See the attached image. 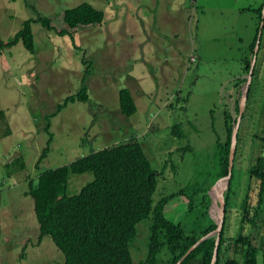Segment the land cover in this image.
Listing matches in <instances>:
<instances>
[{"label":"rangeland","instance_id":"374dc122","mask_svg":"<svg viewBox=\"0 0 264 264\" xmlns=\"http://www.w3.org/2000/svg\"><path fill=\"white\" fill-rule=\"evenodd\" d=\"M83 4L103 11L105 22L79 29L74 43L61 35L69 30L65 13ZM263 6L264 0H0L3 41L39 16L54 28L32 24L36 54L20 42L0 57L5 113L0 118V264H64L52 239L40 242L34 201L27 195L31 181L131 138L142 141L153 168L162 174L155 199L185 191L190 184L200 189L199 197L202 189L211 188L209 213L220 223L221 196L229 186L214 185L218 142L227 140L224 114L238 118L237 102L245 101L247 85L236 84L249 78L245 63L253 58ZM261 44L253 60L258 66L251 106L258 114L264 113V34ZM85 86L91 101L59 112ZM125 88L138 106L131 117L120 111L119 93ZM258 119L248 135L264 132V117L260 128ZM48 146L50 152L39 163ZM186 148L190 151L181 153ZM263 150L260 141L244 137L233 198L238 207L248 192V170ZM20 160L25 167L18 165ZM91 180V175L73 176L69 193L76 194ZM257 185L252 182L253 188ZM188 202L186 196L173 201L167 217L183 222ZM148 224L139 225L134 249L145 247ZM251 229L246 223L244 232ZM134 256L138 264L142 256L137 250Z\"/></svg>","mask_w":264,"mask_h":264},{"label":"trees","instance_id":"16d2710c","mask_svg":"<svg viewBox=\"0 0 264 264\" xmlns=\"http://www.w3.org/2000/svg\"><path fill=\"white\" fill-rule=\"evenodd\" d=\"M263 9L264 6L260 11L258 35L252 47L253 58L245 63V73L248 76L260 38ZM104 22L103 11L90 4H83L66 11L65 23L69 30L63 31L61 35H68L75 43V35L79 29L101 26ZM33 23H42L48 30L54 29L51 21L41 16L37 20L26 22L24 28L10 41L5 42L0 37V57L20 42L24 43L28 52L36 54ZM261 47L262 44L260 50ZM257 66L258 64L255 65L247 107L238 134L232 180L224 193V228L220 235L211 237L199 245L182 264H264V150L248 170L249 187L244 201L238 207L233 200L239 173L237 160L244 137L249 136L260 141L264 148V132L257 131L259 133L248 135V130L253 126L252 122L259 118L257 123L260 128L264 117L263 112L255 113L251 107ZM243 83L247 85L248 77L240 80L236 87H241ZM119 98L120 111L125 117L134 116L138 112L137 103L129 89H122ZM89 101L90 89L85 86L79 93L66 99L64 104L59 106V112L69 104ZM237 106L238 118L235 119L229 112L224 114L227 140L218 142V174L214 185L227 179L230 174L232 140L241 108L239 101ZM4 117L5 113L0 104V118ZM50 120L51 118H48L49 122ZM50 127L51 125L47 128L48 133ZM175 134L180 138L184 136L182 133ZM49 146L44 150L39 163L50 152ZM187 151L190 149H181V153ZM20 162L16 164L25 167L24 162ZM87 175H91L92 180L81 187L76 186L77 182L72 184L80 190L71 195L69 186L72 177ZM161 175L153 168L142 141L138 138L123 140L70 165L40 173L36 180L31 181L27 193L34 201L40 242L44 238L52 239L64 255V264H135L137 260L134 250L142 256L138 264H178L202 238L215 232L218 224L209 213L212 206L209 194L211 188L202 189L203 196L199 197L200 189L190 184L185 191L155 199ZM253 181L258 184L256 189L252 187ZM255 191H258V198L253 203ZM184 196L189 200L185 220L174 222L167 217V206ZM234 208H237L239 213L238 227L234 222ZM144 221L150 223L145 226L148 227L149 233L145 247L141 250L134 249V244L140 237L139 225ZM232 223L235 231L231 228ZM246 223L252 227L248 233L244 232Z\"/></svg>","mask_w":264,"mask_h":264},{"label":"water","instance_id":"95a60500","mask_svg":"<svg viewBox=\"0 0 264 264\" xmlns=\"http://www.w3.org/2000/svg\"><path fill=\"white\" fill-rule=\"evenodd\" d=\"M263 34H264V9H263V20H262V24H261V27H260V38H259V40L257 42L258 43L257 44V49H258L257 52L260 49L261 37L263 36ZM254 69H255V65H253L252 70H251L250 75H249V78H248L245 101L241 105L240 116H239V119H238L237 126L235 128L234 134H233L232 147H231V156H230V174H229V177L227 179L220 180L217 183L216 187L222 182L227 183V185L229 186V184H230V182L232 180L233 168H234V164H235V158H236L237 146H238V134H239L241 123H242V117H243L244 112H245L246 107H247L248 95H249V92H250V87H251L252 82H253ZM221 205H222V208H223V214H222L221 222L218 223V229L215 232L209 234L208 236L202 238L195 246H193L189 250V252L181 259V261L178 264H182L185 261V259L189 255H191L193 253V251L196 250L199 247V245H201L205 240H207V239H209L211 237H214L216 235H220L221 234V232H222V230L224 228V218H225V209H226L224 194L221 196ZM218 244H219V242H218ZM217 255H218V252L216 251V258H217Z\"/></svg>","mask_w":264,"mask_h":264},{"label":"bare ground","instance_id":"6f19581e","mask_svg":"<svg viewBox=\"0 0 264 264\" xmlns=\"http://www.w3.org/2000/svg\"><path fill=\"white\" fill-rule=\"evenodd\" d=\"M222 184V183H221ZM215 198V201H217L218 199L216 198V197H214ZM215 209H217V207H215Z\"/></svg>","mask_w":264,"mask_h":264}]
</instances>
